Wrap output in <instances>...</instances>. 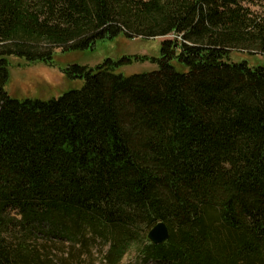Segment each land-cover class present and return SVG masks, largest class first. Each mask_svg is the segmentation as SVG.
I'll use <instances>...</instances> for the list:
<instances>
[{
  "label": "trees",
  "instance_id": "obj_1",
  "mask_svg": "<svg viewBox=\"0 0 264 264\" xmlns=\"http://www.w3.org/2000/svg\"><path fill=\"white\" fill-rule=\"evenodd\" d=\"M120 36L175 38L160 59L69 66L85 84L57 99L5 90L11 57L54 66ZM98 257L264 264V0H0V264Z\"/></svg>",
  "mask_w": 264,
  "mask_h": 264
},
{
  "label": "rangeland",
  "instance_id": "obj_2",
  "mask_svg": "<svg viewBox=\"0 0 264 264\" xmlns=\"http://www.w3.org/2000/svg\"><path fill=\"white\" fill-rule=\"evenodd\" d=\"M174 36L159 38L152 41L129 40L124 37H114L104 41H98L93 50H72L64 53L60 48L54 56V66H47L39 62L29 65L26 60L11 57L8 68L9 78L5 90L14 100H39L49 101L57 99L72 90L81 89L85 81L70 79L66 74L69 66L78 65L81 67L96 68L106 60L119 62L125 57L139 56L160 59L161 42L174 39ZM249 60L251 64L256 59L247 54L234 53L233 61ZM172 65L180 72L187 71L185 67L177 61ZM158 62H134L125 64L115 70L116 74L131 76L134 74H145L158 71ZM95 264H101L99 257ZM124 264H132L127 260Z\"/></svg>",
  "mask_w": 264,
  "mask_h": 264
},
{
  "label": "water",
  "instance_id": "obj_3",
  "mask_svg": "<svg viewBox=\"0 0 264 264\" xmlns=\"http://www.w3.org/2000/svg\"><path fill=\"white\" fill-rule=\"evenodd\" d=\"M170 239V230L166 223L159 222L148 233V240L153 245H163Z\"/></svg>",
  "mask_w": 264,
  "mask_h": 264
}]
</instances>
